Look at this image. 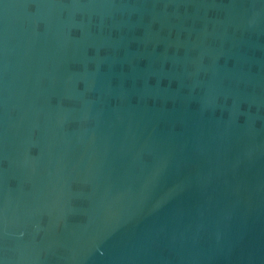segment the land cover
<instances>
[{"label":"water","instance_id":"water-1","mask_svg":"<svg viewBox=\"0 0 264 264\" xmlns=\"http://www.w3.org/2000/svg\"><path fill=\"white\" fill-rule=\"evenodd\" d=\"M0 264H264V0H0Z\"/></svg>","mask_w":264,"mask_h":264}]
</instances>
